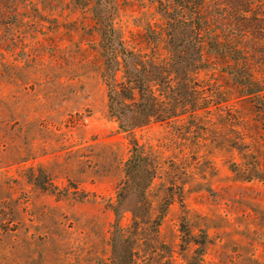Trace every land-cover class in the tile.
<instances>
[{
	"label": "rangeland",
	"instance_id": "rangeland-1",
	"mask_svg": "<svg viewBox=\"0 0 264 264\" xmlns=\"http://www.w3.org/2000/svg\"><path fill=\"white\" fill-rule=\"evenodd\" d=\"M168 1L113 0V27L141 61L175 54ZM96 2L0 0V264L111 256L131 137L109 113ZM205 10L218 41L202 45L206 66L168 77L178 89L196 81L200 105L133 130L160 163L150 215L165 210L155 230L139 226L134 264H264V0ZM132 222L126 210L120 223Z\"/></svg>",
	"mask_w": 264,
	"mask_h": 264
},
{
	"label": "trees",
	"instance_id": "trees-1",
	"mask_svg": "<svg viewBox=\"0 0 264 264\" xmlns=\"http://www.w3.org/2000/svg\"><path fill=\"white\" fill-rule=\"evenodd\" d=\"M168 3L170 5L164 8V30L175 54L173 58L150 56L146 61H141L138 59L139 54L126 49L113 27V0L96 2L100 7L95 11V19L104 55L103 81L107 90L109 113L117 121L119 129L131 137L129 155L123 166L124 177L116 187L115 199L111 205L115 218L110 235L111 256L107 264H134L137 258L135 243L139 226L146 225L148 229L155 230L165 211L162 209L155 216L150 215L152 203L147 201L146 192L157 175L160 163L157 157L145 151L144 146L135 138L134 128L152 119L162 121L175 117L181 112H186L187 105L190 106L188 110L191 112L196 105H200L201 97L194 95L196 81L192 83L193 89L186 90L187 85L178 89L174 80L168 79L172 72L170 67L175 66L178 72L181 70L179 65L186 68L191 66L194 72H197L206 66L203 63L205 57L202 45L206 40L213 46L218 43L207 17L205 0H175L174 3ZM120 67H124V73L121 79H118L117 72ZM230 72L239 75L238 71ZM243 73L247 74L246 71ZM247 88L245 90H248L249 94L256 92L252 85ZM130 196L135 198L136 209L124 207ZM126 210L132 214L133 222L130 228L134 230H127L120 223ZM181 232H185L183 226ZM199 243L203 244V241Z\"/></svg>",
	"mask_w": 264,
	"mask_h": 264
}]
</instances>
